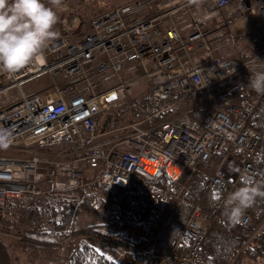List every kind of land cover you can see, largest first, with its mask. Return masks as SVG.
I'll return each mask as SVG.
<instances>
[{"label": "built area", "instance_id": "built-area-1", "mask_svg": "<svg viewBox=\"0 0 264 264\" xmlns=\"http://www.w3.org/2000/svg\"><path fill=\"white\" fill-rule=\"evenodd\" d=\"M75 2L64 0L62 9ZM82 27L66 17L44 63L14 76L0 73V126L12 128L14 137L6 149L12 154L0 155L1 238L19 242L40 227L55 233L60 217L30 206L46 195L78 200L99 167L101 190L122 202L117 220L123 227L145 222L157 200L179 201L184 177L214 153L221 159L204 173V189L214 196L211 214L224 209L242 176L264 179L258 155L264 129L256 127L264 95L248 86L249 69L264 70V0H203L200 7L189 0H130L92 17L83 33ZM45 75L50 86L24 90ZM236 77L249 96L218 102L220 89ZM141 80L149 83L143 107L155 111L118 126L108 112L136 99L133 88ZM59 146L67 149L42 150ZM171 164L180 171L172 173ZM165 174L173 185L159 191L155 185ZM30 212V225L21 224L19 216ZM251 223L248 210L238 226L247 233ZM208 232L209 214L196 205L168 255L127 264H208ZM105 239L117 242L114 235ZM73 240L70 234L57 243ZM133 250L142 256L145 248ZM67 263L68 256L59 258Z\"/></svg>", "mask_w": 264, "mask_h": 264}, {"label": "trees", "instance_id": "trees-1", "mask_svg": "<svg viewBox=\"0 0 264 264\" xmlns=\"http://www.w3.org/2000/svg\"><path fill=\"white\" fill-rule=\"evenodd\" d=\"M127 1L130 0L125 2ZM45 2L47 3V1ZM110 8L106 6L104 10L98 11L95 15L102 14ZM57 11L60 16L59 23L56 25L58 31L66 13L62 8ZM73 17L80 20L78 15ZM219 92L218 102L227 99L240 100L249 96L248 86L240 77L230 80ZM154 111L155 109L152 110V112ZM256 125L258 130L264 129V99L259 106ZM258 155L264 159V148L259 149ZM220 159L221 155L214 153L208 165L200 164L188 181L184 177L185 189L179 201L170 203L157 200L145 222L129 223L124 227L117 220V213L122 202L101 190L97 179L102 172V167L93 169L95 173L90 172L88 178L91 183L79 191L80 198L78 200L63 202L53 195H46L30 206L39 212L44 208H49L55 217H60L59 224L54 227L55 233L40 227L36 231L28 233L24 240L17 243H28L35 246L28 252L29 255H32L30 257H35L41 254H51L52 250L64 247V244L57 243V240H65L70 234L74 240L79 239L82 234L105 239L112 235L104 229H119L117 242H109L106 239L105 242L122 245L127 262L141 263L144 259H162L173 250L174 242L179 238L191 218L195 206L200 205L204 212L209 214V232L203 245L209 256L208 264H244V258H246V264L248 261L250 264H264V226L250 241L251 236L264 224V199H258L255 205L249 209L252 223L247 233L242 232L238 224L232 225L226 221L223 215L224 209L218 214H211L214 196L204 189L206 182L204 173L210 171L212 165ZM170 171L174 174L178 173L180 167L177 164H172ZM173 182L170 176L165 174L157 182L155 188L164 191L171 188ZM86 216H99L101 222L85 227L83 219ZM153 235L152 242L147 247V242ZM139 247L145 248L142 256L133 250ZM67 264L116 263L107 260L84 240H81L76 242L74 248L69 252Z\"/></svg>", "mask_w": 264, "mask_h": 264}, {"label": "clouds", "instance_id": "clouds-1", "mask_svg": "<svg viewBox=\"0 0 264 264\" xmlns=\"http://www.w3.org/2000/svg\"><path fill=\"white\" fill-rule=\"evenodd\" d=\"M200 7L203 0H189ZM66 7L64 0H0V73L14 76L46 60V50L56 41L57 9ZM248 86L264 95V70L249 69ZM13 129L0 126V150L13 141ZM241 185L223 200V215L232 225L244 217L258 199H264V179L244 175Z\"/></svg>", "mask_w": 264, "mask_h": 264}, {"label": "rangeland", "instance_id": "rangeland-1", "mask_svg": "<svg viewBox=\"0 0 264 264\" xmlns=\"http://www.w3.org/2000/svg\"><path fill=\"white\" fill-rule=\"evenodd\" d=\"M126 0H90L89 2L86 0H76L75 4H72L70 9L65 11L66 17L70 20L74 19L73 16L78 15L80 21L83 23V27L81 32H85L88 30V22L91 17L98 13V11L104 10L106 6L109 8L113 5H121ZM74 5V6H73ZM73 6V7H72ZM69 16V17H68ZM65 17V18H66ZM124 72H122L123 74ZM138 74H142V71L139 70ZM115 83L117 82L115 78L112 79ZM110 83L105 82L104 85L109 86ZM51 85V81L47 75L43 76L42 78L26 85L24 90L26 92H33V91H40L45 89L46 87ZM149 83L146 80H141L137 83V85L133 88V96L137 97L134 98L133 101L125 103L119 107H115L112 112H108L114 114L112 119L116 122L118 126H128L133 122L143 119L149 113L152 112L153 109H146L143 107L144 103V94L145 91L148 89ZM144 92V93H143ZM15 91L10 92V95H15ZM85 95H89V93H85ZM100 123L104 122L103 118H99ZM128 130L120 132L119 134H124ZM67 149V146H59V147H48L42 150L44 151H53V152H64ZM11 152L6 150H0V155H11ZM99 171V170H96ZM92 174L95 173L93 169L91 170ZM50 188V185L46 186V189ZM152 211V210H151ZM35 213L30 212L26 215H20V222L21 224L30 225V217L33 216ZM101 219L99 216H86L83 219V225L88 227L89 224H97L100 223ZM104 231H108L111 235L117 236L119 229L108 230L104 229ZM4 246L7 250L6 257H8V262L10 264H28L27 262L30 256H26L21 250L16 246L20 245L14 241L10 242V239L2 238ZM84 240L85 243L93 247L99 254L104 256L107 260L113 261L116 264H127L126 258L124 257V250L123 246L119 244H108L104 241V239L96 236H92L89 234H82L79 239L69 241L64 244V247L60 248L59 250H52L51 254L43 255L41 254L38 256L39 260L36 264H58L59 258L64 257L67 258L68 254L75 246L76 242ZM113 240V238H112ZM25 244V243H24ZM19 250V251H18ZM5 251V250H4ZM20 252V253H19ZM40 261V262H39ZM44 262V263H43ZM250 264V262L248 263Z\"/></svg>", "mask_w": 264, "mask_h": 264}, {"label": "crops", "instance_id": "crops-1", "mask_svg": "<svg viewBox=\"0 0 264 264\" xmlns=\"http://www.w3.org/2000/svg\"><path fill=\"white\" fill-rule=\"evenodd\" d=\"M3 242H5V241H3L2 240V238L0 237V264H10L9 262H8V257H6V253L5 252H7V250H6V248H5V246H4V243ZM10 242H12V241H10ZM17 243V242H16ZM17 248H19V249H22L21 251L23 252V253H25V255L27 256H32L31 254L29 255L28 254V252H29V249H34L35 248V246H33V245H30V244H28V243H25V244H20V245H18V246H16ZM36 249H37V247H36ZM5 250V251H4ZM19 251V250H18ZM20 253V252H19ZM40 256V255H39ZM30 258H32V259H28L27 260V262H30V263H28V264H36L37 263V261L39 260V258H38V256L36 255L35 257H30ZM40 262V261H39ZM44 263V262H43ZM248 263H249V261H248ZM247 263V264H248ZM244 264H246V258H244Z\"/></svg>", "mask_w": 264, "mask_h": 264}, {"label": "bare ground", "instance_id": "bare-ground-1", "mask_svg": "<svg viewBox=\"0 0 264 264\" xmlns=\"http://www.w3.org/2000/svg\"><path fill=\"white\" fill-rule=\"evenodd\" d=\"M171 165H172V164H171ZM171 165H170V166H171ZM177 165L180 167V165H179V164H177ZM180 169H181V167H180ZM151 170H152V169H151ZM67 254H68V253H67Z\"/></svg>", "mask_w": 264, "mask_h": 264}]
</instances>
